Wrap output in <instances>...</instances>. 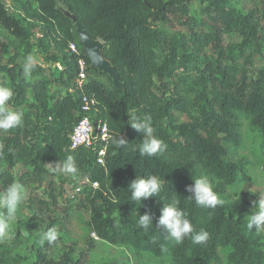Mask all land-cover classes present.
Returning <instances> with one entry per match:
<instances>
[{
  "label": "trees",
  "instance_id": "16d2710c",
  "mask_svg": "<svg viewBox=\"0 0 264 264\" xmlns=\"http://www.w3.org/2000/svg\"><path fill=\"white\" fill-rule=\"evenodd\" d=\"M194 1L29 0L25 15L18 18L0 0V37L9 47L27 56L35 46H52L57 52L53 64L63 66L56 71L37 66L49 74L28 81L16 58L0 64V85L14 90L11 106L24 113L20 127L0 131L2 190L16 180L18 166L26 170L24 178L41 177L49 167L54 169L50 164L72 155L85 181L72 202L83 197L75 206L89 209V225L99 240L152 254L161 264H264V235L246 228L252 211L249 193H242L232 204L203 209L188 201L191 194L186 192L198 166L218 180L215 191L219 194L237 183L240 167L224 160L225 145L241 144L243 120L264 144V68L253 66L264 39L259 11L245 13L231 0H206L207 22L190 23L194 28L189 38L159 29L158 23L172 16L185 18ZM251 1L255 7L264 3ZM63 10L71 12L92 39L103 41L104 56L118 72L123 91L116 90L108 76L91 70L76 28ZM31 22L44 26L43 37L35 43V36L28 32ZM224 33L238 35L241 43L225 46ZM71 43L77 45L80 56L70 54ZM80 57L88 64L84 93L97 102L95 119L108 125L112 137L122 135L131 144L119 149L110 142L105 166L98 164L91 150L71 149L70 136L84 116L82 93L76 87ZM178 75L191 92L185 98L170 99L167 80ZM174 113L185 114L191 123L178 125ZM129 114L151 117L154 135L167 145L162 156H140L137 146L144 136L131 128ZM147 174L164 178L160 198L167 202L177 196L194 229L209 232L206 244L193 245L190 237L180 245L166 241L165 231L156 228L164 202L158 196L143 201V206L131 200L129 183ZM243 176L250 180L246 173ZM50 186L49 202L32 195L29 199L35 218L47 216L58 205L60 194L53 182ZM146 212L153 214V227L148 230L138 223L139 214ZM11 251L3 249L0 264H20L21 257L12 259ZM51 253L47 244L35 264H80L70 257L56 262Z\"/></svg>",
  "mask_w": 264,
  "mask_h": 264
},
{
  "label": "rangeland",
  "instance_id": "374dc122",
  "mask_svg": "<svg viewBox=\"0 0 264 264\" xmlns=\"http://www.w3.org/2000/svg\"><path fill=\"white\" fill-rule=\"evenodd\" d=\"M29 2V0H27ZM26 0H5L6 5L19 18L25 15L24 6ZM234 7L248 13L254 8H258L259 20L261 22V37H264V3H260L255 7L251 0H231ZM206 0H196L189 8V13L185 18L180 16L170 17L158 23L161 30H165L177 38L187 37L191 35V30L194 25L201 21L207 22L205 15ZM199 28V27H198ZM44 26L40 23L31 22L28 27V32L35 36L33 43L44 35ZM223 44L225 46L241 43V38L236 34H222ZM263 48L258 52L253 59L254 68H264V39ZM209 53L212 55L213 50ZM31 54H36L43 58L45 64L42 66L46 70L56 71L57 65L52 62V57L57 54L56 50L49 48L34 47ZM16 58L17 62L23 65L25 52L17 53L13 48L9 47L8 41L4 37H0V64L5 65L11 59ZM39 66V65H38ZM58 69V68H57ZM45 70V71H46ZM38 69H34L31 75L25 76L28 81H37L42 75L49 74ZM168 97L170 99L178 96L186 97L187 91L191 92L185 83L180 79V76H175L167 80ZM190 97H194L190 94ZM174 117L178 125L190 124V119L182 113H174ZM242 142L239 146L226 144L227 155L224 160L227 163L235 164L240 167L237 174V183L234 186L227 187L225 192L219 195L225 201L224 204H232L242 193H249L252 196V201L259 199V194H255L258 189L254 187L256 178L259 174L264 175V144L261 139L257 138L252 132V128L243 120L241 128ZM26 170L22 166L15 168L16 180H19L26 187V197L23 204V209L17 223L14 225L11 237L0 242V254L4 248L12 249V259L16 255L21 257L20 264H35L37 255L41 252L45 244H40V233L46 231L50 227H57L60 236L59 239L51 245V258L56 262H61L67 257H70L75 262L80 264H161L160 260L149 253L136 252L132 247L127 245L113 246L99 240L91 231L90 211L86 206H75L83 197L79 196V200L72 202L73 197L80 193L84 187V179L81 174L73 179L54 171L51 167L48 172L41 177L31 175L29 178L23 177ZM244 173L250 179L243 180ZM207 174L201 166L197 167V175ZM213 181L214 189L218 185V180L209 175ZM51 182L54 183L57 194H60L59 202L56 207H52L47 216L40 214L39 218H35L36 210L31 205L30 197H36L40 200L49 202ZM0 190L2 183L0 182ZM255 194V195H254ZM78 198V197H77ZM52 220L55 223L51 222ZM264 235V233H262ZM8 257V255H7ZM6 257V258H7Z\"/></svg>",
  "mask_w": 264,
  "mask_h": 264
},
{
  "label": "clouds",
  "instance_id": "9594fccd",
  "mask_svg": "<svg viewBox=\"0 0 264 264\" xmlns=\"http://www.w3.org/2000/svg\"><path fill=\"white\" fill-rule=\"evenodd\" d=\"M44 64L45 61L42 57L28 54L24 58L23 73L25 76H29L38 65L43 66ZM14 95V90L11 87L0 85V131L5 133L20 127L24 120V113L11 106ZM129 117L128 123L131 128L144 136L143 142L137 146L140 156L149 158L162 156L167 150V145L161 138L154 135L151 117L135 114H129ZM76 135L78 137L80 133L78 132ZM110 142L112 146L119 149H126L131 145L122 135L110 137ZM76 146L77 144L74 142L72 147ZM50 165L53 166L55 172L73 179L79 174V166L72 155H67L63 160ZM259 172L260 170H258L254 187L251 188L258 189L255 194H259V199L252 201V211L247 215L246 228L249 232L264 233V175H260ZM192 181V184L186 186V192L191 194L187 198L188 201H194L196 206L203 209H215L224 205L225 201L215 191L209 175L192 176ZM164 184V178L162 179L159 175H137L128 186V191L131 193L130 198L143 206V201L151 197L158 196L160 198ZM25 197L26 187L19 180H13L4 186L3 190H0V242L11 237L14 225L22 212ZM138 223L141 228L148 230L153 227V214L151 212L139 214ZM156 228L163 229L166 233L165 240L175 245L182 244L189 237L193 245H204L210 238L206 229L200 228L199 231L194 229L188 213L181 207V200L177 196H172L163 203L156 221ZM59 236L58 228L53 226L40 233L39 242L42 245L45 242L52 245L59 239Z\"/></svg>",
  "mask_w": 264,
  "mask_h": 264
},
{
  "label": "built area",
  "instance_id": "2783aa9c",
  "mask_svg": "<svg viewBox=\"0 0 264 264\" xmlns=\"http://www.w3.org/2000/svg\"><path fill=\"white\" fill-rule=\"evenodd\" d=\"M70 54H76L80 56L79 48L76 44L71 43L69 47ZM79 73L76 79V87L81 91L82 99V112L84 113L83 118L79 120L77 125L74 127L73 132L70 136L71 149L77 150L79 148H85L91 150L97 155V162L101 166H105V157L107 154V148L110 143V134L108 125L101 121L96 120L98 109L97 102L95 99L85 95L84 90L88 79L87 69L88 64L85 59L80 57L78 60ZM59 70H63L61 64H57ZM80 135L77 137V133ZM75 138V140H74ZM76 142L77 146L72 147V144ZM98 184H94V188H97ZM94 235V234H93ZM95 236V235H94ZM96 237V236H95Z\"/></svg>",
  "mask_w": 264,
  "mask_h": 264
},
{
  "label": "water",
  "instance_id": "95a60500",
  "mask_svg": "<svg viewBox=\"0 0 264 264\" xmlns=\"http://www.w3.org/2000/svg\"><path fill=\"white\" fill-rule=\"evenodd\" d=\"M66 18L71 20L76 28V32L83 47L86 56L89 58L91 63V70L98 71L109 77L113 83V87L118 91L124 90V85L120 80V76L116 71L115 67L109 62L103 53L104 43L100 39H92L83 27L78 23L76 17L71 14L68 10H63Z\"/></svg>",
  "mask_w": 264,
  "mask_h": 264
}]
</instances>
